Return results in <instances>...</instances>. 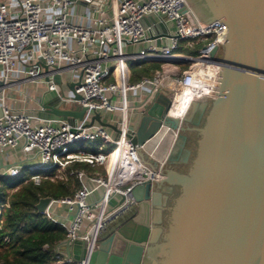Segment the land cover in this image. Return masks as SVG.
<instances>
[{
    "label": "built area",
    "instance_id": "built-area-1",
    "mask_svg": "<svg viewBox=\"0 0 264 264\" xmlns=\"http://www.w3.org/2000/svg\"><path fill=\"white\" fill-rule=\"evenodd\" d=\"M94 2L97 1L0 0V150L18 148L25 159H38L37 163L11 165L2 174L13 178L26 169L34 172L31 180L38 184L46 172L63 171L73 162L86 163L94 170L103 167L105 171L104 176H87L82 169L71 170L69 174L76 177L79 188L69 197L52 199L40 213L66 231L65 240L87 242L86 258L76 264H87L96 248L101 223L111 213L108 201L127 196L132 185L144 178L143 174L152 175L137 154L139 146L126 136L128 114L144 109L157 92L170 97V117L179 97L188 104L195 96L214 97L217 89L210 86L218 77L220 65L210 53L227 33L220 21L202 24L196 20L185 0H109V10L104 11L93 10ZM83 6L85 20H70L71 10ZM93 11H97L95 19L91 18ZM143 42L150 43L145 50L127 52L128 44ZM181 45L185 49L198 45L196 54L176 52ZM128 60L162 64L152 77L129 84ZM64 72L70 73L71 81L78 82L74 93L60 90L54 81L59 76L67 84ZM30 83L45 91L30 96L25 88ZM145 86L150 91L144 98L128 100V91ZM47 92H55L62 107L77 104L78 109L85 108L83 119L68 122L29 114L44 110L39 102ZM19 101L24 109H16ZM95 112L102 117L119 114L110 123L119 130L118 135L113 131V137L107 127L95 122L87 125ZM94 141L111 145V151L73 148L75 144ZM53 206L64 207L65 215L53 214ZM62 254L65 262H72L64 251Z\"/></svg>",
    "mask_w": 264,
    "mask_h": 264
},
{
    "label": "water",
    "instance_id": "water-1",
    "mask_svg": "<svg viewBox=\"0 0 264 264\" xmlns=\"http://www.w3.org/2000/svg\"><path fill=\"white\" fill-rule=\"evenodd\" d=\"M185 1L200 23L220 21L227 28L210 53L220 65L210 86L217 93L193 97L174 118L170 97L157 92L129 123L126 136L152 175L108 201L111 213L87 264H264V0ZM64 77L67 84L59 76L55 83L74 93L78 82L69 72ZM39 103L44 110L28 113L68 122L86 114L83 107H62L55 92ZM109 115L95 112L87 125L118 135ZM169 135L160 159L143 147L154 140V154L155 137ZM51 200L40 198L36 211ZM62 248L74 262L86 258V241L65 240Z\"/></svg>",
    "mask_w": 264,
    "mask_h": 264
},
{
    "label": "trees",
    "instance_id": "trees-1",
    "mask_svg": "<svg viewBox=\"0 0 264 264\" xmlns=\"http://www.w3.org/2000/svg\"><path fill=\"white\" fill-rule=\"evenodd\" d=\"M182 45L176 52L196 54L198 45L194 49H185ZM161 64L158 61L134 64L130 82L151 77ZM99 148L108 153L112 146L99 142L93 151ZM75 169L92 170L86 163L73 162L61 175L56 169L46 172L38 184L31 180L34 172L25 174L23 170L13 178L0 175V264H76L64 261L62 243L66 231L35 209L42 197L59 199L73 195L80 186L76 177L69 174Z\"/></svg>",
    "mask_w": 264,
    "mask_h": 264
},
{
    "label": "crops",
    "instance_id": "crops-1",
    "mask_svg": "<svg viewBox=\"0 0 264 264\" xmlns=\"http://www.w3.org/2000/svg\"><path fill=\"white\" fill-rule=\"evenodd\" d=\"M97 1V4L95 5V7H93V10H98V11H104V10H109V6H110V2L109 0H96ZM85 13H84V6L83 7H78L77 9H72L71 10V17H70V20L72 21H75L79 18H82L81 20L84 21L85 20ZM97 16V11H93L91 13V18L92 19H95ZM163 45L165 44L164 42L162 43ZM150 45V43L148 42H143V43H138V44H128L126 47H127V52L128 53H131V54H135V53H139L141 50H145L148 46ZM142 61H153V60H128L127 61V66H128V83L129 84H136L138 83L139 81L137 82H130V76H131V68L134 64H137L138 62H142ZM113 63H111V67H113ZM154 73V72H153ZM153 73L151 75V77L153 76ZM112 78V77H111ZM143 78H146V77H143ZM142 78V79H143ZM150 78V77H148ZM141 79V80H142ZM27 89V93L32 96V95H36V94H40L42 93L43 91H45L44 87H41V86H37L33 83H30L28 84L27 87H25ZM150 89L148 87H143L141 90H136L135 92L134 91H128L127 92V98L128 100H132V99H135L137 98L138 96H140V98H144L148 93H149ZM15 97L19 98L18 95H15ZM9 103H12L11 101H9ZM15 107L16 109H24L25 108V105L19 101L17 102V104H15ZM36 107V106H35ZM71 110H77V109H72ZM143 109H139V110H136L134 112H130L128 114V120H129V123H132L135 121L136 119V115L138 112L142 111ZM119 114H115L111 117V115H109L107 117V120L109 121V123H113L115 122L116 118L118 117ZM87 122H89V119H87ZM113 137H114V132L112 129L110 128H107L106 129ZM162 138V136H156L155 137V142H158L160 141ZM173 140V136L169 135L168 137L164 138V140L161 142V144L157 147V149L155 150L154 154L151 153L152 156H154V158H158L160 159L164 152L167 151L171 145V142ZM154 141V140H153ZM100 141H94V142H90V143H93L94 146H97V144L99 143ZM85 143V142H84ZM84 143H82L81 146L82 148L88 150L87 148L84 147ZM150 149H149V153L151 151H154V146H153V142H151L148 146ZM94 150V148L92 149V151ZM0 167H5V169L11 165H14V164H19V163H25V162H30V163H37L38 162V159H25L22 155V153L20 152V150L18 148H13V149H5V150H0ZM5 169H1L0 170V174H2L4 172ZM59 172V171H58ZM85 173L87 174V176H90L92 175L93 173H97L99 174L100 176H104L105 175V171H104V168L103 167H99L97 169H92L91 171H88ZM156 175V174H155ZM158 177V176H157ZM95 196H98V194L96 193ZM53 214L55 215H59V216H64L65 215V208L64 207H58V206H53L51 208Z\"/></svg>",
    "mask_w": 264,
    "mask_h": 264
},
{
    "label": "bare ground",
    "instance_id": "bare-ground-1",
    "mask_svg": "<svg viewBox=\"0 0 264 264\" xmlns=\"http://www.w3.org/2000/svg\"><path fill=\"white\" fill-rule=\"evenodd\" d=\"M181 96V95H180ZM188 103H186L184 101V99H182L181 97L177 98L176 102L174 103L173 107L171 108L170 110V115L171 117H174V118H181V116L183 115V113L186 111L187 107H188ZM153 141V140H152ZM151 141V142H152ZM149 142L147 145H146V148L149 150L150 148L148 147L149 144L151 143ZM111 162L113 164V161H112V158L110 159V162L109 164L111 165ZM109 165V167H110Z\"/></svg>",
    "mask_w": 264,
    "mask_h": 264
},
{
    "label": "rangeland",
    "instance_id": "rangeland-1",
    "mask_svg": "<svg viewBox=\"0 0 264 264\" xmlns=\"http://www.w3.org/2000/svg\"><path fill=\"white\" fill-rule=\"evenodd\" d=\"M174 30V28L171 26V31H173ZM64 106V108H66V109H78V105L77 104H64L63 105ZM168 137V136H167ZM77 146H79V145H77V144H75L74 146H73V148H75V149H77ZM84 147L85 148H87L88 150H90V151H92V149L95 147L94 146V144L93 143H90V142H85L84 143ZM24 172H25V174H29V172H28V170H24ZM41 173H43V171H40ZM61 172L62 171H57L56 173L58 174V175H61Z\"/></svg>",
    "mask_w": 264,
    "mask_h": 264
}]
</instances>
